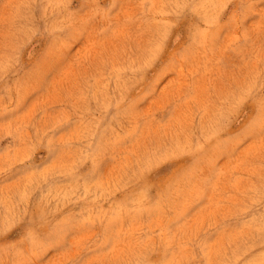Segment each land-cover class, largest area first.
<instances>
[{"label":"rangeland","instance_id":"374dc122","mask_svg":"<svg viewBox=\"0 0 264 264\" xmlns=\"http://www.w3.org/2000/svg\"><path fill=\"white\" fill-rule=\"evenodd\" d=\"M0 264H264V0H0Z\"/></svg>","mask_w":264,"mask_h":264}]
</instances>
